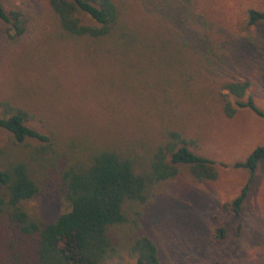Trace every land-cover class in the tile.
Here are the masks:
<instances>
[{
    "label": "rangeland",
    "instance_id": "1",
    "mask_svg": "<svg viewBox=\"0 0 264 264\" xmlns=\"http://www.w3.org/2000/svg\"><path fill=\"white\" fill-rule=\"evenodd\" d=\"M111 1L117 25L92 39L64 36L48 0H0L19 13L21 29L15 35L0 21V102L48 138L17 144L0 128V171L23 164L37 190L21 209L39 227L53 222L69 208L63 170L114 151L146 171L174 131L213 162L215 179L196 182L179 166L139 217L127 212V222L108 229L113 252L102 264H135L128 250L141 235L160 264H264V160L251 180L233 167L264 145V120L247 108L222 112L234 103L224 85L245 82L243 100L264 115V22L247 25V11H264V0ZM245 185L235 219L225 205ZM36 240L0 213V264H30Z\"/></svg>",
    "mask_w": 264,
    "mask_h": 264
},
{
    "label": "trees",
    "instance_id": "2",
    "mask_svg": "<svg viewBox=\"0 0 264 264\" xmlns=\"http://www.w3.org/2000/svg\"><path fill=\"white\" fill-rule=\"evenodd\" d=\"M48 5L57 18L64 36L97 39L109 34L117 25V11L111 0H48ZM247 25L264 22V11H247ZM19 13H6L0 5V21L11 24L15 35L21 33ZM87 17L93 25L81 22ZM224 90L234 103H224L225 117L233 116L237 109H249L264 120V115L244 95L245 82L224 85ZM0 128L8 132L14 142L21 144L26 139L48 143V138L25 125V112L0 102ZM185 140L174 131H167L165 141L153 151L148 169L136 173L129 158L114 151H99L90 156L85 166L68 167L61 173L68 210L53 222L39 227L30 221L20 203L32 198L37 190L28 178L23 164H15L0 171V213L8 211L20 233L35 234V255L30 264H102L113 252L108 229L127 222L126 213L141 215V210L150 201L152 190L168 182L178 174V167L187 168L196 182L213 181L216 177L212 161L192 153ZM264 160V145L255 148L242 163L233 167L247 171L251 180L258 164ZM245 185L227 206L235 219L238 218L245 198ZM223 236V230H218ZM129 254L135 264H160L158 250L147 235L134 238ZM120 264V263H117Z\"/></svg>",
    "mask_w": 264,
    "mask_h": 264
}]
</instances>
